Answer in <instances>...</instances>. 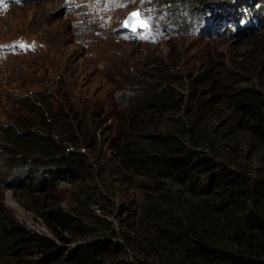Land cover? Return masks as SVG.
I'll use <instances>...</instances> for the list:
<instances>
[{
  "label": "rangeland",
  "instance_id": "rangeland-1",
  "mask_svg": "<svg viewBox=\"0 0 264 264\" xmlns=\"http://www.w3.org/2000/svg\"><path fill=\"white\" fill-rule=\"evenodd\" d=\"M243 2L233 14L227 4L234 3L227 0H0V194L6 209L30 229L50 235L29 210L26 194L5 185L10 157L3 150V128L37 122L40 109L63 112L76 132H86L74 149L87 154L97 174L102 167L104 176L92 181L100 193L89 205L103 223L85 238L108 239L119 260H154L142 247L130 246L138 239L135 220L150 191L136 185L139 179L120 164L112 145L120 116L155 133L168 131L173 119L207 123L217 129L216 137L232 131L233 139L225 147L221 139L220 150L249 171L253 184H263L264 161L250 152L242 132H233L229 97L243 86L264 90V14L258 24L238 29L242 14L257 6V0ZM134 10L151 18L147 33L125 27ZM226 15L234 22L224 29L232 18ZM164 103L170 107L160 110ZM72 189H51L32 206L66 208ZM107 190L111 195L104 197Z\"/></svg>",
  "mask_w": 264,
  "mask_h": 264
},
{
  "label": "trees",
  "instance_id": "trees-1",
  "mask_svg": "<svg viewBox=\"0 0 264 264\" xmlns=\"http://www.w3.org/2000/svg\"><path fill=\"white\" fill-rule=\"evenodd\" d=\"M227 1L234 3L227 4L233 5V14L236 7H245V0ZM256 5L250 14H242L253 24L264 14V1ZM229 97L233 132H242L250 152L264 161V90L243 86ZM169 105L160 104L159 109ZM116 127L111 141L120 164L139 179L137 186L150 191L136 216L138 239L130 246L142 247L140 252L154 260L129 263L114 257L118 248L108 239L86 240L103 223L89 207L100 193L91 183L104 174L102 167L97 174L87 154L74 149L86 132H76L65 113L40 109L37 122L18 121L3 128V150L10 157L5 185L26 194L29 210L50 235L19 221L0 194V264H264V182L253 184L248 170L225 158L219 143L222 139L225 147L233 139L228 135L232 131L216 137L217 129L207 123L173 119L168 131L155 133L146 131L144 124L136 129L122 116ZM85 142L92 146L89 138ZM67 186L74 188L68 207L32 206L40 205L39 195L44 198L49 190ZM109 195L110 191L104 197Z\"/></svg>",
  "mask_w": 264,
  "mask_h": 264
},
{
  "label": "snow or ice",
  "instance_id": "snow-or-ice-1",
  "mask_svg": "<svg viewBox=\"0 0 264 264\" xmlns=\"http://www.w3.org/2000/svg\"><path fill=\"white\" fill-rule=\"evenodd\" d=\"M136 21V23H133V21ZM151 18L147 17L143 20L140 19V13L139 12H133L129 14V17L127 20L124 21L125 27H129L130 30L135 34L137 29H143L144 33H147L148 31V23L150 22ZM141 38H144L143 36ZM20 47H28L27 45L20 44ZM2 47V46H0Z\"/></svg>",
  "mask_w": 264,
  "mask_h": 264
},
{
  "label": "clouds",
  "instance_id": "clouds-1",
  "mask_svg": "<svg viewBox=\"0 0 264 264\" xmlns=\"http://www.w3.org/2000/svg\"><path fill=\"white\" fill-rule=\"evenodd\" d=\"M140 18L143 20L144 19V17H141L140 16ZM242 20H240V24H242V26H239V28L238 29H240V28H243V27H248V25L251 23V24H253V21H251V22H248L246 19H244L243 17L241 18ZM231 25V24H230ZM253 25H255V24H253ZM128 29H130L129 27H127ZM232 29V28H231ZM235 30V29H234ZM234 30H232V31H234ZM124 95V94H123ZM40 219V218H39ZM41 220V219H40ZM42 222V221H41ZM45 226V225H44Z\"/></svg>",
  "mask_w": 264,
  "mask_h": 264
},
{
  "label": "bare ground",
  "instance_id": "bare-ground-1",
  "mask_svg": "<svg viewBox=\"0 0 264 264\" xmlns=\"http://www.w3.org/2000/svg\"><path fill=\"white\" fill-rule=\"evenodd\" d=\"M65 19H66V18H65ZM10 204H11V205H16V203H15L14 201H11V200H10ZM16 207H17V209L21 210V208H19V206H16ZM19 212H20V211H19Z\"/></svg>",
  "mask_w": 264,
  "mask_h": 264
},
{
  "label": "water",
  "instance_id": "water-1",
  "mask_svg": "<svg viewBox=\"0 0 264 264\" xmlns=\"http://www.w3.org/2000/svg\"><path fill=\"white\" fill-rule=\"evenodd\" d=\"M133 12H138V10H134V11H132V13H133ZM128 17H129V16H128ZM128 17H127V19H128ZM127 19H126V20H127ZM140 19H141V18H140ZM141 20H142V19H141ZM133 23H136V21L134 20Z\"/></svg>",
  "mask_w": 264,
  "mask_h": 264
}]
</instances>
